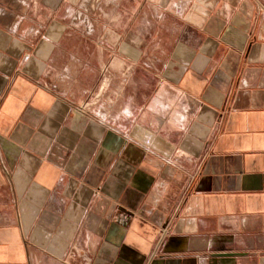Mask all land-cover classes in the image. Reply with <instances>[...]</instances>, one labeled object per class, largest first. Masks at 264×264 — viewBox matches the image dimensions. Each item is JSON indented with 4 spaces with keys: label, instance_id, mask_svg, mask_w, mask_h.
Here are the masks:
<instances>
[{
    "label": "crops",
    "instance_id": "crops-1",
    "mask_svg": "<svg viewBox=\"0 0 264 264\" xmlns=\"http://www.w3.org/2000/svg\"><path fill=\"white\" fill-rule=\"evenodd\" d=\"M0 264H264V0H0Z\"/></svg>",
    "mask_w": 264,
    "mask_h": 264
}]
</instances>
